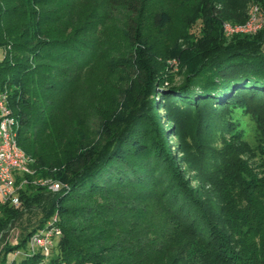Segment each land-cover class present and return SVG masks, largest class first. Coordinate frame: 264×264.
I'll return each mask as SVG.
<instances>
[{
  "label": "trees",
  "instance_id": "16d2710c",
  "mask_svg": "<svg viewBox=\"0 0 264 264\" xmlns=\"http://www.w3.org/2000/svg\"><path fill=\"white\" fill-rule=\"evenodd\" d=\"M38 1L0 0V47L3 40L14 38L12 49L0 60V92L6 94L7 107L18 121L16 143L33 160L34 178H50L65 187L51 193L28 185L19 192L20 209L0 205V264H115L104 248L94 247L99 243L98 233L104 231L103 226L111 229L112 222L129 223V203L147 207L149 201L163 212L156 237L162 238L159 234L164 232L163 236L170 237V248L175 247L165 264H264V169L257 177L229 147L243 135L240 116L249 117L254 135L264 132V29L227 36L222 28L225 21L244 23L246 4L251 0H228V6L225 0H214L204 6L196 24L201 36L182 60L183 79L161 90L157 102L154 87H161L164 80L138 51L136 63L146 74L148 92L136 94L126 118L115 131L106 132L101 146L80 150L61 164H46L25 147L39 120L30 105L31 97L36 90L62 91L68 70L87 65L95 44L75 31L50 38L40 35L44 12L34 17L38 22L31 27L22 26L25 40L18 42L22 33H13L17 23L9 22L18 15L19 6ZM107 1L110 8H122L137 18L145 2ZM252 1L264 10V0ZM51 6L59 17L70 10L67 0H52ZM151 17L157 29L170 22L166 11H156ZM133 22L136 20L129 18L125 23L131 43L137 42L139 35L131 26ZM160 109L169 123H193L189 143L197 150V159L191 169L200 177L201 186H212L211 196H205L197 186L191 188L180 177L178 159L168 148L154 114ZM219 141L226 145L224 149L212 147ZM110 192L127 200L120 199V210L113 209L117 201L106 198ZM36 211L41 213L39 219L33 226L21 228L16 242L10 244L9 230L24 215ZM54 214L61 235L48 256L28 251L29 237ZM94 216L99 220L92 224L90 217ZM97 224L102 228L93 232ZM112 245L120 246L122 263L118 264H132V258L138 264L149 260V243L138 237L128 240L118 236ZM14 251L20 254L12 257Z\"/></svg>",
  "mask_w": 264,
  "mask_h": 264
},
{
  "label": "rangeland",
  "instance_id": "374dc122",
  "mask_svg": "<svg viewBox=\"0 0 264 264\" xmlns=\"http://www.w3.org/2000/svg\"><path fill=\"white\" fill-rule=\"evenodd\" d=\"M67 1L70 3V10L66 15L59 17L53 11L52 0H39L36 5L28 3L19 6L18 15H14L9 22L10 25L17 23L12 31L16 34L22 33L18 42H24L22 26L30 25L31 27V24L37 21L34 17L44 12L39 21L40 35L50 38L75 31L95 44L87 65L77 71L68 70L65 75L66 87L64 86L62 91L49 93L41 91V93L40 90H36L35 97H31L30 105L33 111L38 113L39 120L30 132L25 147L34 157L46 164H61L72 160L80 150L101 146L106 132L115 131L126 118L133 107L132 103L136 94L148 92L145 87L146 74L138 68L136 63L138 51L141 56L153 63L155 68L153 72L159 74L164 80L161 87L157 85L154 87L156 102L159 100L158 93L161 90L170 84L178 85L185 71L182 60L188 57L187 53L190 52L188 49L194 46L201 36L199 26H196L199 24V14L205 5L215 3L214 0H145L142 12L137 18V15L122 8H110L107 0ZM227 1L225 0V6L229 4ZM156 11H166L169 14L170 22L162 29H157L152 24L151 16ZM246 15V19L256 20L254 25H251L252 33L250 34L264 29V10H261L257 3L255 4L252 0L247 2ZM54 17L57 19L54 20ZM127 18L136 20V23L133 22L131 26L139 32L137 42L131 43L126 36ZM244 23L225 21L222 25L241 26ZM12 42L14 38L2 41L0 60L8 50L12 49L10 46ZM4 90L7 93V90ZM164 113V110L160 109L154 114L158 118L168 148L173 152V157L178 159L176 167L180 177L185 179L191 188L197 186L205 196H211L212 186H206L207 183H202L201 186L198 183L200 177L191 169L192 162L197 159V150L192 149L193 146L189 143L193 123L182 122L174 125L166 121ZM238 118L244 132L238 142L230 143L229 147L240 161L246 163V166L259 177L264 169V132L259 136L254 135L253 124L249 117ZM225 146L220 141L212 144V147L217 150L224 149ZM187 163H190L189 166ZM44 179L54 181L50 178ZM106 198L113 200L112 203L118 202L113 207L115 210L118 208L120 210L122 207L121 200L127 202L125 198L113 192L107 193ZM87 203L92 204L91 201ZM154 203L149 201L147 207H142L143 203H129L132 208L129 213L132 217L131 221L127 224L112 222L111 229L103 226L105 229L98 233L99 243L94 247L104 248L102 249L105 251L104 254H110L108 258L118 264L122 263L120 246L109 245L118 236L128 240L138 237L149 243L150 249L146 254L149 260L141 263L165 264L168 254L174 251L175 247L170 248V237L163 236L164 232L161 231L159 234L162 238L156 237L157 231H160L158 227L161 226L163 212L157 211ZM40 216V211L24 215L9 230L7 238L9 243L13 244L17 240L21 228L33 226ZM90 219V223L99 220L96 216ZM96 226L93 232L102 228L98 224ZM132 260V264H138L133 258Z\"/></svg>",
  "mask_w": 264,
  "mask_h": 264
},
{
  "label": "built area",
  "instance_id": "2783aa9c",
  "mask_svg": "<svg viewBox=\"0 0 264 264\" xmlns=\"http://www.w3.org/2000/svg\"><path fill=\"white\" fill-rule=\"evenodd\" d=\"M246 20L241 26L223 24L224 33L227 36L252 33L251 27L256 20H249V18ZM17 130L18 121L7 107V96L4 92H0V205H7L13 209H20L19 192L25 186H40L51 193L65 187L57 181L34 178L33 160L25 155L16 143ZM60 235L57 217L54 214L41 229L29 237L27 249L28 251L37 250L46 257ZM19 254V251H14L12 257Z\"/></svg>",
  "mask_w": 264,
  "mask_h": 264
}]
</instances>
